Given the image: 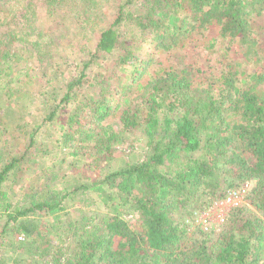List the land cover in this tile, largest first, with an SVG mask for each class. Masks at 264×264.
I'll list each match as a JSON object with an SVG mask.
<instances>
[{
  "label": "trees",
  "instance_id": "16d2710c",
  "mask_svg": "<svg viewBox=\"0 0 264 264\" xmlns=\"http://www.w3.org/2000/svg\"><path fill=\"white\" fill-rule=\"evenodd\" d=\"M88 26L98 32L93 48L80 46L78 72L60 76L57 34L89 38ZM192 34L212 36L207 48L224 44L217 69L177 61L152 70L150 50L185 46ZM29 49L53 70L57 91L30 130L18 113L25 151L1 158L0 253L17 252L4 264H264V0H0V124L35 82ZM44 124L59 129L51 149L61 142L73 162L91 154L107 166L131 134L144 158L77 184L55 175L13 199L9 185ZM248 179L219 234H185L187 206L206 189L218 199L223 185ZM76 203L94 209L74 219L67 209Z\"/></svg>",
  "mask_w": 264,
  "mask_h": 264
},
{
  "label": "rangeland",
  "instance_id": "374dc122",
  "mask_svg": "<svg viewBox=\"0 0 264 264\" xmlns=\"http://www.w3.org/2000/svg\"><path fill=\"white\" fill-rule=\"evenodd\" d=\"M112 4L113 3L104 4L103 6L104 12H106L107 22L111 19ZM45 24H47V22H45ZM92 28L93 27L88 26V29H86L89 38H82V33L78 35V38H69L72 37V35L70 34L67 36L68 33H65V35H62L61 33L57 34L56 37L60 39L58 41L60 42L58 47L60 51L58 60L63 64L61 67H57L59 68L60 76H62V74L68 76L78 72L75 58L76 55L81 52L79 47L85 44L88 48H93L98 37L97 31L94 33L89 31L92 30ZM209 33V35L216 36V28L211 29ZM61 35L63 36L62 38ZM90 35H92V37H90ZM212 36H207L208 38L204 37L206 38V40H204L202 37L196 38L195 34H192V38H190V41L186 43L185 46L183 44L166 50H150L155 59V62L152 65V70L154 68L157 69L159 67L173 65L174 62L177 61H182L183 66L184 64L186 65L189 63L199 65L204 69H207V67H211L210 70L217 69L219 66V53L221 52L218 48H222L224 44L219 40L216 47L207 48L209 44L208 40H211L213 38ZM232 49L233 52H238L239 50L242 51L237 45H233ZM30 52V49L26 52L28 57L25 56V61L28 64L31 63V73L35 75V82H32L28 88L32 94L30 92L25 93L24 91L17 99L15 96L14 99H16V101L12 104L15 114L11 111H7L5 118L2 117L1 119L0 129L7 128L6 130L3 129V132L0 133V164L7 155L20 156L25 151L27 142L23 141L20 131L17 129V124H15L17 122L14 121L16 116H19L18 113L21 112L24 120H28L27 122L29 125L26 128L30 130L33 126H36L39 123L41 118L49 110V106L42 103L41 100H47L48 103H50L53 100L50 94L51 91L52 93L57 91V78H53L55 77V73H52L53 70L50 68L46 69L45 67L41 68V66L37 65L38 62L30 55ZM237 54L241 55V52ZM235 56L237 55L235 54ZM247 63L250 68H258V65H256L255 62L248 61ZM46 74L49 77H52L49 83L43 81L49 80ZM18 76L21 79L26 77L23 73H20ZM39 84L41 85L39 86ZM51 104L53 105V102ZM5 123H8V126H6ZM45 125L47 124H44L36 135V146L33 148L31 147L29 152H26V158L22 161V168L25 170L24 174L19 178L18 182L10 184L11 186L9 185V190L12 195L11 198L13 199L20 198L24 191L38 187L40 184H43L41 183L43 180H47L46 178H51L53 176V178H55V175H57L56 178L66 175L65 177L68 178L71 184H77L98 178L108 169L117 167L126 161H141L144 158L143 156L146 148L143 141L137 137V134H131L126 137L124 141L114 147L115 151L113 152L112 158L107 162V166L104 165L105 162L103 160L98 158L95 159L91 154L90 156L87 155V157L78 158V160L73 162V157L68 153L69 151H67L66 147L61 145V142L59 143L60 146L55 147V150L51 149L52 142H55V138L58 137L57 130L59 129L55 125L47 129ZM11 142H13V144H11ZM193 154L197 157L201 155L197 154V152ZM1 158L3 159L1 160ZM241 182L244 183L238 188L225 187V185H223V188L220 191L222 196L218 199L212 197V190L210 191L209 189H206L203 198L197 201V207L196 205L194 207L191 205L187 206V208H190L189 211L191 214L188 215L187 213L183 219L185 234L189 237L195 236L196 238L215 237L219 234L228 223L227 218L229 217L231 208L236 204L243 202L244 196L254 185V180L252 179ZM56 186L61 188L63 186V181L61 179L57 180ZM238 189H244V191L237 192ZM233 191H235L236 194L231 197L230 202H227L226 199L229 196V192ZM201 202L204 203L202 204ZM81 208H84V211L86 212L93 210L94 206L89 204L88 207H82L81 203H76L72 207H69L67 211L71 215V218L73 216V218L76 219L81 215L79 214ZM16 253L17 252L11 250L8 245L3 247L0 253L2 259H4V261H2L3 264L8 262L7 260L10 257L15 256Z\"/></svg>",
  "mask_w": 264,
  "mask_h": 264
},
{
  "label": "built area",
  "instance_id": "2783aa9c",
  "mask_svg": "<svg viewBox=\"0 0 264 264\" xmlns=\"http://www.w3.org/2000/svg\"><path fill=\"white\" fill-rule=\"evenodd\" d=\"M242 190L244 191V189H238L237 192H239V191L241 192ZM235 194H236L235 191H233V192H229V196L227 197L226 201H227V202H230V201H231V197H232L233 195H235ZM229 205H230V204H229ZM236 205H238V204H236ZM236 205H235V206H236Z\"/></svg>",
  "mask_w": 264,
  "mask_h": 264
}]
</instances>
